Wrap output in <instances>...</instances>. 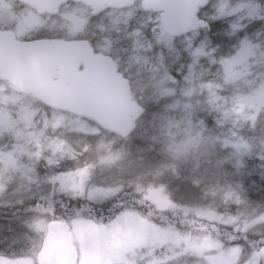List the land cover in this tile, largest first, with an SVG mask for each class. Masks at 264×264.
<instances>
[{"label": "rangeland", "instance_id": "374dc122", "mask_svg": "<svg viewBox=\"0 0 264 264\" xmlns=\"http://www.w3.org/2000/svg\"><path fill=\"white\" fill-rule=\"evenodd\" d=\"M215 2L235 8L245 6L237 15V22L264 15V11L257 10L259 2L264 0ZM250 10H256L255 16L250 15ZM217 14L206 13V22L225 23L210 20ZM89 18L90 11L83 5L67 4L55 19L47 20L26 9L20 12L8 0H0V26H13L21 34L38 26V30L86 36L97 49L122 66L131 78L133 96L140 105H155L159 100L170 103L156 122L154 134L149 136L148 153L131 154L122 144L111 149L118 138L87 121L37 107L8 84L0 83V207L27 202L26 213L22 210L20 214L0 218V258L15 259L32 254L41 246L47 225L58 222L54 220L56 216L70 215L75 219L66 220L70 222L68 240L78 251L77 264H164L165 261L170 264H248L249 259L239 262L240 252L236 247L222 246L209 238L182 235L157 226L132 210H124L104 224L78 217L87 212L65 208L63 204L65 200H74L70 198L71 189L63 192L59 184L54 187L50 182L57 174V166L41 162L40 171L34 169L40 157L55 159L56 153L62 151L67 153L60 165L62 172L91 170L89 191L114 190L115 197L129 189L158 210L183 206L208 221L231 225L238 231L245 232L247 228L252 233L263 234L264 224L258 219L247 222L240 219L243 210L236 208L235 199L220 208H194L195 197H182L174 189L167 192L157 176L177 161H195L197 171L205 163L206 154H213L218 159L214 165L216 170L226 164L229 169L236 168L264 180V58L260 55L264 51V24L253 21L257 25H249L246 38L237 36L231 28L211 37L198 31L170 46L147 51L141 48L133 53L120 43L133 29L151 24L158 29L156 35L165 34L158 13L144 12L140 5H134L124 10L110 9L98 20L88 22ZM81 21H84V29L80 28ZM197 39L205 45L204 51L212 55H202L200 60L204 63L190 73L189 55ZM246 45L254 46L252 52L247 51ZM257 45L260 47H255ZM237 53L241 54L240 59L230 68L219 64L221 58L231 59ZM213 60L219 67L213 68ZM169 70L176 75L170 76ZM173 79L179 80V84H174ZM84 136L96 137L98 144L92 147L84 141ZM85 153L95 155L94 167L79 161ZM195 174L200 178L199 171ZM194 184L193 181L190 186ZM72 187L77 189L78 195L82 187L79 174ZM192 187L186 189L195 194ZM77 199L90 202L87 195ZM52 206L55 217L49 211ZM89 212L90 217L98 214L97 210ZM37 221H43L44 231L32 227Z\"/></svg>", "mask_w": 264, "mask_h": 264}, {"label": "water", "instance_id": "95a60500", "mask_svg": "<svg viewBox=\"0 0 264 264\" xmlns=\"http://www.w3.org/2000/svg\"><path fill=\"white\" fill-rule=\"evenodd\" d=\"M16 1L38 14L49 15H55L51 11L53 6L67 2L84 4V0ZM136 2H140L145 12L159 13L163 32L174 34L173 38L204 28L202 20L191 27L196 23L193 6L198 7L200 0H87V7L94 14L105 8L126 9ZM49 42L57 45L54 56L21 63L18 58L20 42H16L11 33L0 31V81L24 95H31L52 110L86 118L84 120L122 139L128 137L144 110L131 101L128 83L109 64V57L94 54L86 41ZM80 65L83 69L78 71ZM130 126V132L125 135L124 129ZM47 230L43 244L47 241L51 264H76L77 254L68 242L67 225L54 222Z\"/></svg>", "mask_w": 264, "mask_h": 264}, {"label": "trees", "instance_id": "16d2710c", "mask_svg": "<svg viewBox=\"0 0 264 264\" xmlns=\"http://www.w3.org/2000/svg\"><path fill=\"white\" fill-rule=\"evenodd\" d=\"M200 18L204 21L208 20L206 14ZM214 23H209L208 29H200L199 32H204L210 37L215 33L221 32L223 29L220 28V23ZM213 39L216 40L215 38ZM169 103V101L159 100L155 105L149 103L141 105L144 108V113L136 122L133 133L125 140L116 141L117 143L115 145H124L126 150L131 154H147L146 148L150 144L148 140L149 136L154 134L156 122L160 121L163 116V109ZM34 105L48 110V108L38 102H34ZM84 140L92 145V147L98 144L92 136H86ZM206 156L205 163L197 171L194 170L195 161H191L190 163L177 161L173 162V165L171 163L162 174L157 176L158 181L165 185L167 192L174 189L182 197H195L192 202L193 206H195L194 208H200L202 210H209L216 206L220 208L226 203H232L231 199L233 198L229 196V193L237 192L242 194V199L244 200L243 203H239L236 206V208L243 210L239 216L240 219L247 222L252 219H257L260 215H264V206H262V201H264V180L257 178L254 174L247 175L244 172H239L236 168L229 169L226 164L216 170L214 165L218 163V159L213 154H206ZM79 161L91 166L93 165L94 167L96 157L93 153H87ZM198 171L200 178L199 175L195 174ZM226 171L228 172L227 174ZM193 181L196 182L193 185L194 188L190 186ZM187 186L192 187L196 191L195 194H191L186 189ZM58 200L61 202L60 199ZM63 204L65 208L77 211L85 210L87 213L85 215H79L78 217H83V219L92 218L100 224L111 221L118 213L124 210H132L147 221L163 228L173 229L182 235L196 238H209L226 247H235L238 244L244 249L243 253H240L239 262L249 259L250 253L254 250V246L259 244L261 239H264V233L260 234L247 231L248 238L245 240V232L235 230L234 226L226 227L224 224L198 217L194 214L193 209L187 207L177 206L168 210H158L140 194H135L133 190L129 189L123 190L109 201L101 204L78 199L72 201L65 200ZM34 205L31 204L32 207ZM188 205L190 207V204ZM22 210L26 213L27 202L24 205L8 208L0 207V218L11 216L12 213L13 215L15 213L20 214ZM89 210H97L98 214L95 217H90ZM24 216H27V214ZM69 219H74V217L66 215L65 217L56 216L54 218V220L58 221H66ZM233 238H235L234 243L229 244V241Z\"/></svg>", "mask_w": 264, "mask_h": 264}, {"label": "snow or ice", "instance_id": "6c2138e0", "mask_svg": "<svg viewBox=\"0 0 264 264\" xmlns=\"http://www.w3.org/2000/svg\"><path fill=\"white\" fill-rule=\"evenodd\" d=\"M67 2V0H66ZM84 7H87V0H84ZM259 8L257 10L264 11V2H259ZM245 6H240L239 8L232 7L231 5H217L215 0H200L199 6H193V15L195 18L196 23L192 24L191 27H196L199 23L200 17H202L204 14L209 12H216L217 15H212L210 17V20H222L225 23H222L220 25L221 29H228L231 28L233 33H235L237 36L241 38H246V34L249 28V25H252V27H255L257 24H253V21H259L260 24H264V15L256 16L255 19H249L247 22H245L243 19H241L239 22H237V15L243 11ZM51 11L53 14L59 15L61 8L60 6H53L51 8ZM256 10H250V15L255 16ZM103 15L102 12L94 13L90 18L88 22L98 20ZM84 21H81L80 28L84 29ZM204 28H209V23L205 22L203 24ZM33 30H38L37 28H34ZM158 32V29L153 27L151 24H149L148 27H141L140 29H133L129 35L128 38L121 41L120 43L128 48L133 53L138 52L141 48H144L147 50H155L157 47H163L164 45H171L176 43L179 39H182V36H176L175 39L173 38L174 34H160L156 35ZM20 40L19 44V52H18V58L20 59L21 63H25L27 60L31 59L33 61H39L42 58L45 57H52L54 56L57 45L55 42H49V41H30L28 37L22 36L18 37ZM198 45V46H197ZM89 47L91 48V45L89 44ZM194 50L190 51L189 55V72L191 73L193 69L200 63H204L202 60H200V57L202 55L211 56L212 54L210 52L206 53L204 51L205 45L197 39V41L193 44ZM252 45H246V49L249 52H252L253 50ZM260 47V46H255ZM92 51H96V49L92 48ZM244 49L241 50L243 52ZM240 53H237L235 56H233L231 59H224L221 58L219 61V64H223L225 66H228L229 68L238 60L240 59ZM261 57L264 58V51L261 52ZM109 64L112 65L116 71H119L118 67L115 66V63L111 61L109 58ZM213 68L219 67V64L213 60L211 61ZM26 67H30V65L25 64ZM170 76L174 77L176 75L175 72L172 70H169ZM211 75V73H210ZM174 84H179V80L173 79ZM131 84V82H129ZM83 118V117H82ZM86 119V118H83ZM131 130V126L129 128L124 129V134L127 135ZM67 153L65 152H58L56 153L55 159H45L44 157H40L37 160V167L34 169V171L39 172L40 169L38 167L39 163L46 162L49 164V166L56 165L57 166V174L52 178L50 181L53 186L55 187L57 184H59L60 188L63 192H68L71 189V199H77L82 198L85 195H87V198L90 202H95L97 200H107L113 198L114 190H92L89 191L87 188V184L90 183L91 178V170L90 169H77L73 173H64L60 170V165L62 164V160L66 158ZM264 159V157H262ZM79 174V179L81 181L82 187L78 190L72 187L74 180L76 179V175ZM70 177V179H68ZM160 191H163L162 189ZM229 196L233 199H235L238 204L243 203L244 200L242 199V194L237 192H231L229 193ZM238 206V205H237ZM262 206H264V201H262ZM36 208H40L41 206L39 204L34 205ZM49 211L51 212L52 216L55 217V207L52 206ZM82 215V214H81ZM75 219V217H74ZM259 223L264 224V215H260L257 217ZM238 223V221H236ZM66 225H70L69 221H65ZM226 227H231V225H225ZM37 231H44V223L43 221H37L34 225H32ZM239 230V229H237ZM247 228L245 229V235L244 239L247 240ZM235 238L229 241V244L234 243ZM236 249L243 253L244 249L240 247V245H235ZM0 264H51V260L48 253V244L47 241H45L44 244H42L37 250H35L32 254L28 256H22L15 259H9V258H0ZM164 264H170L169 261H165ZM248 264H264V239H261L259 241V244H256L254 246V250L250 253Z\"/></svg>", "mask_w": 264, "mask_h": 264}, {"label": "flooded vegetation", "instance_id": "af4514ba", "mask_svg": "<svg viewBox=\"0 0 264 264\" xmlns=\"http://www.w3.org/2000/svg\"><path fill=\"white\" fill-rule=\"evenodd\" d=\"M8 1L12 5H14L15 6V9L17 8L18 11L22 12V10H25L26 9L30 13H33L36 16H38L40 18H43V19H47V20L48 19H55L58 16V15H55V16L38 15L34 11H32L31 9H29V8H27V7H25V6L21 5V4H18L14 0H8ZM64 6H66V5H64ZM64 6L61 7V10L63 9ZM106 11H109V10L106 9L103 12V15H104V13ZM91 16H92V14L90 13V17ZM0 29L2 31H9V32H11L13 34V36H14L15 41H18V42H20V40L18 39V37H22V36L28 37V39L30 41H40V40H47V41H54V40H60V41L84 40V41H87L91 45V48L96 49V51H93L94 54H101L103 56L111 57L110 55H107L104 51H102L100 49H97V47H96L95 43L93 42V40L92 39H88V37H86V36H72L71 34L69 35L68 33H65V32L51 31V30H31L30 32H28L26 34H24V33L21 34L19 32H16L15 31V28L13 26H0ZM112 59H114V58H112ZM114 62H115V65L119 69L118 73H120L122 75V77L128 81V84H129V82H131V78H129L128 75H127V73L125 71H123L122 66L120 64L119 65L117 64V62H116L115 59H114ZM81 69H82V67L80 66L79 67V70H81ZM129 89H130L131 97L133 99V91H132V88H131V84H129ZM46 232H47V227H46ZM41 245H42V242H41ZM77 263H78V251H77Z\"/></svg>", "mask_w": 264, "mask_h": 264}]
</instances>
